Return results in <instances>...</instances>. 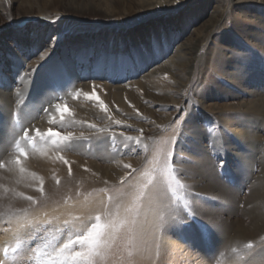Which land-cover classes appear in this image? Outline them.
Returning a JSON list of instances; mask_svg holds the SVG:
<instances>
[{
	"label": "rangeland",
	"instance_id": "374dc122",
	"mask_svg": "<svg viewBox=\"0 0 264 264\" xmlns=\"http://www.w3.org/2000/svg\"><path fill=\"white\" fill-rule=\"evenodd\" d=\"M32 1L0 0V91L3 89L2 84L7 81L11 89H16L26 75L29 79L26 84L30 86L28 91L17 94L15 100H8L13 109L5 117L0 107V121L7 125L5 130L11 140L7 155L11 153V156L17 157L20 149L28 153L38 152L45 147L50 139L35 137L37 128L41 132H47V128L62 133L71 132L74 134L73 140L81 142L88 154L95 155L92 139L101 136L103 131L95 127L91 130L93 132L87 133L91 129L88 123L86 131L82 127L87 115L71 114L66 118V114L63 122L59 116L57 120L53 118V111L57 112L55 105L66 104L65 94H71L66 82L68 75L62 65L68 61L67 58L68 63L81 75L78 82L92 87L96 85L93 95L99 98L89 99L85 93H93V89H83L70 95L71 101L77 105L83 101L85 105L93 103L96 107H108L104 98L114 93L106 90L105 85L116 89L120 85L138 82L143 74L165 63L164 58L170 57L180 45L185 46V56L177 65L175 74L176 81L186 87L181 98H178V110L158 96L152 116L143 114L144 119L129 121L130 127L121 139H117L113 133L105 136L107 153L117 159L113 163L98 160L102 167L116 166L125 160L126 151L131 148L135 151L131 156L134 157L135 165L130 163L131 168L123 167L125 175L116 176L114 183L104 185L88 196L79 191L75 200L66 197L65 203L51 207L50 203L43 201L47 197L46 193L41 194L37 190L40 187L38 171H34L33 176L32 170L25 168L23 173L16 171L15 175H10L21 177L14 180L18 185L33 180L32 191H22V185L15 187L14 182L8 184L11 181L6 182L9 181L8 177L6 180L3 174L4 171L7 173L8 163L13 161L16 166L15 159H0V163L6 164L5 168H0V219L6 215L9 218L8 214L12 213L11 219H17L41 212L42 219L32 221L52 220L46 232L31 229L33 236L28 242V251H24L22 235L17 253L14 254L11 249L18 242L6 243L0 252V264H36V260L43 257L45 252H52L70 236L86 230L95 222L96 215L90 216L92 210L84 211L76 223L68 221V216L60 215L57 210L81 203H86L84 206L88 208L96 200H100V207L106 202L104 212L110 209L108 216L97 214L103 216V221L115 217L117 209L119 218L129 221L105 247L107 258H98L97 264H142L145 261L147 264H264V235L238 239L239 227L248 224L252 213L248 199L261 185L264 187V121L253 125L252 117L246 116L241 107L256 104L264 112V101L259 100V97L264 98V75L256 80V72H251L247 79L252 80L240 84H246L241 88L222 74L225 71L233 73L230 63L240 60L241 52L249 56L251 65L264 61V1L238 3L237 0H225L224 15L218 18L219 15L213 16L211 11L219 0H196L185 9L188 13L193 10L191 15L183 13L173 24L155 27L152 24L143 28L141 31L147 34L141 36L140 43H135L137 32L132 37L125 34L123 43L117 37H112L110 42L108 36L102 34L104 28L94 27L97 17L90 16V12L83 9L85 7L80 3L81 0H76L63 10L61 7L46 9L42 5L34 6ZM130 7L131 4L127 6ZM241 13L244 15L237 16ZM200 22L213 31L210 36L207 33L193 35ZM90 37L93 39L92 48L88 52L93 54H81L83 41ZM254 37H258V42L252 41ZM200 39L201 47L207 48L201 49L195 57L193 48ZM119 50L122 54H119ZM237 50L239 56L235 53ZM115 67L119 73H112ZM52 75L55 78L49 81L52 89L47 94H53L56 101L43 102L42 95H35L39 94ZM156 77L152 81L164 84ZM63 78H66L65 81L61 80ZM34 107L38 109V117L31 119L33 115H29L34 112ZM26 115L29 121H24ZM41 122L46 125H41ZM245 122L247 127L243 125ZM45 126L46 129H43ZM251 126H254L253 130L259 137L256 149L249 147L242 138V134ZM24 131L35 139L31 142L24 139ZM67 150H72V146ZM21 159L28 160L24 157ZM156 175L162 179L159 191L164 192L162 194L171 200V204L165 206L166 218L164 214L159 217V236L153 238L157 244L153 250L148 247L144 249L148 253V256L145 254L146 258L144 254L139 257V249L143 246L136 243L139 239L145 240L147 234L140 236L132 232L138 228V222L146 212L145 208L149 204L147 193ZM124 177L127 178L121 184ZM13 188L15 190L11 191ZM27 194H31L37 202L26 200L24 197ZM109 197H112L111 201ZM25 202L30 204L29 207H14ZM126 208L132 211L126 212ZM262 209L264 211V205ZM8 220L5 219L3 223V236L11 229ZM65 221L69 223L66 225ZM177 236L182 238L179 242L173 240ZM168 237L171 238L170 242H175L172 243L175 246L173 250L165 242ZM248 242L251 248L247 247ZM5 248L9 249L7 257L3 252ZM37 248L40 249L39 256L35 251Z\"/></svg>",
	"mask_w": 264,
	"mask_h": 264
},
{
	"label": "bare ground",
	"instance_id": "6f19581e",
	"mask_svg": "<svg viewBox=\"0 0 264 264\" xmlns=\"http://www.w3.org/2000/svg\"><path fill=\"white\" fill-rule=\"evenodd\" d=\"M195 1L196 0H81L80 3L85 7L83 8L84 10L90 12L89 13L90 16L97 17V19L95 20L96 22L94 24V27L104 28L102 34L103 36L107 35L108 40L110 42L111 40H113L112 37H117L120 39V42L123 43V40H125V34L128 37H132L133 34L137 32L138 37L136 38L135 43L138 42L140 43L142 40L141 36L147 34L141 31L143 28L145 29L147 26H151L152 24H153L152 27H155L156 25L164 26L167 24H173L174 20L177 19L181 14L184 13V15H187L188 12L185 9ZM224 1L225 0H219L217 5L213 7L211 11V14L213 16L218 14L219 15L218 18H221L224 15L223 13ZM251 1L258 2L264 0H237L238 3H246V2L248 3ZM75 2L76 0H34L31 3H33L34 6L42 5L43 8L45 7L46 9L52 7L55 8L61 7V9L62 8L67 9L68 6H71V4H74ZM26 3L27 2H25V4ZM130 4L132 5V7L127 8V6H129ZM192 11H189L190 13H188V15H191ZM69 15L67 16L68 18H70ZM243 15L244 13L237 14V16L239 17ZM212 32L213 31H211L210 28L205 27L204 22H200L199 27H197V29L193 31V35L196 34L199 36L202 33L204 34L207 33V35L210 36ZM82 38H84V36H82ZM257 38L258 37L256 38L254 37L252 41L258 42ZM87 39L88 40L85 41L81 40L83 41L82 44L84 46L81 54L84 55L87 54L90 48H92V44H91V40H93L92 37ZM198 42L196 46L193 48L194 50L193 52L196 53L195 57H197V54L200 52L201 49L203 50L207 48V46L201 47L200 45L201 39ZM207 43L208 41H206V44ZM93 45L95 46L96 44L93 43ZM109 47H111V44H109ZM184 47H185L184 45H180L179 47H176L175 48L176 51L175 52L173 51L170 57L164 58L165 63L159 64L158 65L159 67L153 69L148 73L143 74L138 82H132L123 86L120 85L116 87V89H112V87L105 85L106 90L112 91L114 93V95H109V96L107 95L104 98L105 105H107L108 107L105 106L96 107V105L95 104L93 105V103H90L89 105H85L83 104V101H81V103L77 105L71 101L72 99L70 98V95H73L75 92L83 89H89L90 91H92L93 87L89 84L78 82L80 81L79 77L81 78V75H78V70L74 69L73 66L68 63L69 58L66 59L68 61H65L66 63H63L62 65L66 71V74L68 75L67 76L68 80H66L68 85L67 84L66 85L67 88H71L69 89L71 91V94L69 96L67 93L65 94L67 95L66 104L64 103H59V104L62 106L66 105L67 108L69 109L70 114H67L66 118H69L71 114L87 115V119L85 120V123L82 125L85 131L88 125L94 124L96 125L97 129H101L103 131V134L101 136H97L98 138L95 137L94 139L93 137L92 139L93 141L92 147L96 152L95 155L91 153L88 154L85 151V146H82L81 142H79L78 140L72 141L71 144L72 150L69 151L61 150L57 146L53 145L51 140H49L47 145L45 147H42L38 152H28V156H27L28 160H23V167L26 168V170H32L31 173H33L34 171L39 172V177L43 179V185H44L43 188L45 190V192L43 193H46L47 196L46 199L43 201L50 203L52 205L51 207H54L65 203L66 197H70V199L75 200L77 197V192L79 191L80 193H84L88 196L89 193H93L94 190L96 189L98 190L104 185L114 183V179H116V176L125 175L126 172L123 169L125 164L131 163L135 165V162L133 160L134 157L131 158V156L135 154V151L133 148H131L126 151V157L128 158L125 157L124 158L125 160L120 161L116 166L113 165V167L112 166L102 167V165L97 162L98 160H103L104 163L105 162L113 163L114 159H117V157L110 156L107 153L108 144L104 140V138L109 133H113V135H115L117 139L118 138L121 139L122 135L125 136L124 132L130 127L129 121H132L133 119L142 120L144 119L143 114L152 116L153 115L152 109H154L156 105L155 101L158 100V96L164 98L165 101H168L169 102L168 105L174 106L175 110L179 109L180 101L178 98H181L184 92V88L186 86L176 81L177 76L175 72L177 71V65L179 64V62L182 61L183 56H185ZM262 48L264 49V47ZM237 51L238 52H235L236 54L239 53V50ZM88 54H93V53L89 51ZM119 54H122L120 50H119ZM240 54H241L240 60L233 61L230 63L231 66L230 69L234 70L233 73H231V71L230 72L225 71L226 73L222 72V74L225 77H227V79L232 80L235 84L241 87L246 85V84L240 85L242 83H245V81L250 82L251 78L247 79V77L248 76L250 77L251 72L252 73L253 71L256 72L254 74V76H256L255 77L256 80H259L260 75L261 76L264 75V71H263L264 61L262 60L258 63H254L255 65L253 64L251 65L250 64L251 60H249V56L245 55L243 52H241ZM240 54H238L237 56H239ZM139 67L140 66H138V68ZM117 69H118L117 67H115L114 69L112 68V73L117 72ZM254 76L252 75V78ZM154 77L159 78L161 81H164L163 83L166 85L156 81H152ZM53 78L55 77L52 75L49 78V80L46 83H44L39 94L35 95V96L42 95L43 102L49 101L52 103L56 101V98L53 97V94H49V95L47 94L50 92V89H52L50 88L52 86V83H49V81L52 82L54 80ZM64 79L66 78H63L61 80L65 81ZM22 81L23 82H21L19 86H16L17 87L16 89H11L8 81L2 84L3 89L0 91V97H2L0 101V107H2V112H4L3 117H5L6 113L9 110L13 109V106L11 105V103H8V100L10 102V100L14 99V97H16L17 94L20 95V93L25 92V90L26 91L29 90L30 87L28 85L29 83L26 84V82H29L27 75L26 78ZM155 92L158 94H156ZM80 93H78V95ZM259 98L260 101L262 102L264 101L263 97H259ZM213 106L216 107L217 105H213ZM241 108L244 109L243 112L245 113L246 116L252 117L253 125L264 121L263 120L264 112L263 110L261 112V110L258 109V106H256V104L242 106ZM37 110L38 109L34 107V112L31 115H29V116L33 115L31 119H33L38 115ZM29 116L26 115L24 117V121H29L28 118ZM58 116L59 114L56 111H53V118L57 120ZM1 117L2 116H0V118ZM109 117H111V119H109ZM118 121L119 123H117ZM227 122L232 123L231 120L229 121L227 120ZM86 123H88V125H86ZM42 124L44 123L41 122V125ZM243 125L244 127H247L245 126L246 122ZM235 126L237 127V125ZM6 127L7 125H5L2 121H0V159H15L16 158L15 155L11 156V153L10 155L9 154L7 155V152H9L8 145L11 140L9 139L10 134H8L5 130ZM42 128L46 129V126L45 128L44 127ZM112 129L115 131H111ZM253 129L254 126H251L247 130V132L242 134V138L246 140V143L248 144L249 147H251L252 149H256L257 145H259L258 144L259 137L256 135ZM91 130H93L92 127L89 130V132L87 131V133L93 132ZM82 147H84V150H82ZM59 156H63L64 159L69 161V163L71 164V176H69L68 165L65 164L61 159H59ZM7 166H8L6 170L7 173L5 171L3 173L5 174L6 180L8 177L9 181L6 182L11 181L8 184H12L14 182L13 185L15 187L22 185L23 187L20 186L22 191L31 192L32 191L31 185L33 180L32 182L28 181L27 183L26 181H23V184L20 183L18 185L17 182H15L14 180L21 177H14L10 175H15L16 171H19L20 166L18 165L14 166L13 161L12 163H8ZM18 173L20 174V172ZM153 178H154L153 182L150 183L151 188L147 193L149 204H147L145 208L146 212L145 214H143L142 220L138 222L139 224L137 223L138 228H136V230L132 232L133 235L139 234L140 236L142 235L145 236L147 234V238L145 240L139 239L138 242L136 243V244H141L143 246L141 250L139 249V253H138L139 257L143 256V254L145 256L146 254L144 250L145 248L147 249L148 247L150 250H153L154 248L153 246L157 244V241L153 240V238L159 236L158 235L159 231H157L161 225L159 223L160 222L159 217L164 214L166 218L165 206L167 204H171L170 203L171 200L167 196H164L162 194L164 192L159 191L161 187L160 184L162 180L161 177L159 175H156V177ZM37 180L39 179L37 178ZM57 180H59V184H57L56 182ZM14 188L11 191L15 190ZM140 188L141 186L139 187V189ZM30 195L31 194H29L28 196ZM99 202L100 200L92 201L91 207L88 208L84 206L86 203L83 205L81 203L75 205L72 208H63V209L59 208L61 210H57V211L60 212V215H64V217L68 216L67 218L68 221H75L76 223V221L80 219V218L79 219L76 218L80 217L86 210L93 211L92 213H90V216H94L97 214L103 215V213L106 215L109 214L110 209H108L105 212L103 210V207L106 205V202L103 203L102 207H100L101 204L98 205ZM3 205H5V203ZM29 205H30L29 203L25 202L21 204V206L14 205V207H27V206L29 207ZM248 205H249L248 207L251 208L250 210L252 212V213L249 212L251 213L249 215L250 220L246 226L244 225L240 226L238 229L239 231L238 239H242V240L246 238H251V237L255 238L264 235V211L262 209L264 205V187H262V185L252 193L250 199H248ZM2 211L3 210H1V212ZM12 214H8L10 221L8 220L9 218L7 217V215L2 216V218L0 219V252L6 243L15 244V242H18L21 235L23 236L21 239L24 240L23 241L24 251H28L27 245L28 242H31L32 240L33 231L31 230L32 228H21L20 225L27 223V221H29L30 219L41 220L42 219L41 216L43 214L39 212L37 214H29L23 217H19L17 219H11ZM56 214L59 215L58 213ZM106 215L104 216V218L108 216ZM5 219L11 223L10 225L11 229H9L8 232L5 233L3 236L1 234V230L5 228L3 225ZM25 219L27 220L24 221ZM169 239L171 238L168 237V239H166L165 242L168 243V248L173 250L175 246L172 245V243L179 242L182 238L181 236H177L176 239H173L175 242H170ZM138 248L140 247L138 246ZM239 250H242V247H239ZM146 256H148V253L146 254ZM143 260L145 259H142V261ZM148 260L149 259L147 258V261ZM142 264H147V263L145 261V263ZM201 264H208V263L202 262Z\"/></svg>",
	"mask_w": 264,
	"mask_h": 264
},
{
	"label": "snow or ice",
	"instance_id": "6c2138e0",
	"mask_svg": "<svg viewBox=\"0 0 264 264\" xmlns=\"http://www.w3.org/2000/svg\"><path fill=\"white\" fill-rule=\"evenodd\" d=\"M96 85H93V93H85L89 99H99L95 97L93 94L95 93ZM78 95V93H77ZM56 110L59 113L60 121L63 122L66 114H70L69 109L66 105L57 104ZM54 122V121H53ZM119 123V121L117 122ZM92 128H95L96 125L90 124ZM142 134V130H141ZM35 137H39L41 140L50 139L52 144L60 148L61 150H67L74 139V134L71 132L62 133L53 131L51 128L47 130V132H41L39 128L35 129ZM35 137H30L27 131L23 132V138L28 140L29 142L33 141ZM128 139H133L129 137ZM139 143V140H137ZM18 147V145H17ZM20 155L15 158V164L20 166L19 171L23 173L25 168L23 167V161L21 157L25 159L28 156V153L20 149ZM65 164L68 165L69 175H71V164L69 161L64 159L63 156H59ZM5 163H0V168H5ZM125 168H131L130 164H125ZM135 171V169H132ZM33 176L35 174L33 173ZM124 177L121 179V184H123ZM40 187L37 189L41 194H43V179L38 178ZM59 184V180L56 181ZM23 195V194H21ZM26 200L36 203L37 201L33 196L24 197ZM112 200V197H109V201ZM126 212L132 211L131 208H126ZM76 219H79L77 217ZM95 222L91 224L86 230L82 232H77L74 236H70L66 241L62 242L58 247H56L52 252H45L44 256L36 260V264H97V259H106L107 252L105 251V247L109 244L110 241H113L116 238L115 233H118L122 230L129 221L125 219L119 218V209H117L115 217H111L106 222L102 220L100 215H96L94 217ZM133 225L135 221L132 222ZM52 224V220H42V221H32L29 220L25 224H21V228H32L38 232H46L48 231V225ZM65 224H68V221H65ZM21 245L18 242L16 247L12 248L11 251L15 254L20 249ZM248 248H251L252 245H247ZM37 255L40 254V249H35ZM5 257L9 254V249L5 248L3 250ZM14 259H18L14 257Z\"/></svg>",
	"mask_w": 264,
	"mask_h": 264
}]
</instances>
